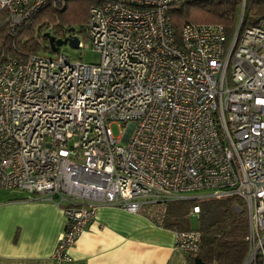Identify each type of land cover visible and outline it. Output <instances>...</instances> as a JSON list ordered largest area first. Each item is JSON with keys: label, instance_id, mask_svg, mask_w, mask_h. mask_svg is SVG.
Listing matches in <instances>:
<instances>
[{"label": "built area", "instance_id": "obj_1", "mask_svg": "<svg viewBox=\"0 0 264 264\" xmlns=\"http://www.w3.org/2000/svg\"><path fill=\"white\" fill-rule=\"evenodd\" d=\"M182 1L92 7L86 39L97 64L58 52L0 63V188L62 212L58 263L100 207L160 227L169 203L235 198L245 261L264 264V19L239 34L240 18L230 40L218 24L185 23L176 35L167 10ZM50 3L0 0V11L16 28ZM199 242L197 230L174 232L185 255Z\"/></svg>", "mask_w": 264, "mask_h": 264}, {"label": "trees", "instance_id": "obj_2", "mask_svg": "<svg viewBox=\"0 0 264 264\" xmlns=\"http://www.w3.org/2000/svg\"><path fill=\"white\" fill-rule=\"evenodd\" d=\"M103 0H56L43 7L19 27L11 26L6 11H0V63L8 56L18 62L40 53H52L46 34L55 40L67 34L86 38L89 11ZM175 34L185 23L218 24L224 29L227 40L239 25V34L264 19V0H184L167 10ZM73 30V32H71ZM236 205L240 211H235ZM193 206L200 233L199 251L186 255L189 264L199 258L204 264H244L247 258L248 225L243 204L235 198L225 200H185L166 205L160 228L171 231L191 230L188 214Z\"/></svg>", "mask_w": 264, "mask_h": 264}, {"label": "crops", "instance_id": "obj_3", "mask_svg": "<svg viewBox=\"0 0 264 264\" xmlns=\"http://www.w3.org/2000/svg\"><path fill=\"white\" fill-rule=\"evenodd\" d=\"M64 228L62 212L50 202L0 188V264H189L175 248L174 231L110 206L96 210L70 261L58 263L52 253Z\"/></svg>", "mask_w": 264, "mask_h": 264}, {"label": "rangeland", "instance_id": "obj_4", "mask_svg": "<svg viewBox=\"0 0 264 264\" xmlns=\"http://www.w3.org/2000/svg\"><path fill=\"white\" fill-rule=\"evenodd\" d=\"M79 40L82 46H87L82 49H72L68 45L61 46L58 54L65 55L72 60H79L88 64H97L99 62V55L90 48V41L84 37V35L79 34ZM41 56H46L47 58H56V53H40ZM110 129L113 137L118 138L121 134V128L117 124H111ZM200 192H195L193 195H199ZM189 228L195 230L198 228V220L195 216L188 218Z\"/></svg>", "mask_w": 264, "mask_h": 264}, {"label": "water", "instance_id": "obj_5", "mask_svg": "<svg viewBox=\"0 0 264 264\" xmlns=\"http://www.w3.org/2000/svg\"><path fill=\"white\" fill-rule=\"evenodd\" d=\"M73 32V30H71ZM46 37L48 39V43L50 46V50L52 53H57L61 46L68 45L72 49H77L78 46V39L77 37H72L69 39H59L55 40L53 37L46 34ZM193 264H204L199 258H195L193 260ZM244 264H247V261L244 262Z\"/></svg>", "mask_w": 264, "mask_h": 264}, {"label": "flooded vegetation", "instance_id": "obj_6", "mask_svg": "<svg viewBox=\"0 0 264 264\" xmlns=\"http://www.w3.org/2000/svg\"><path fill=\"white\" fill-rule=\"evenodd\" d=\"M72 36H73V35L67 34V35L65 36L64 39H69V38L72 37Z\"/></svg>", "mask_w": 264, "mask_h": 264}]
</instances>
